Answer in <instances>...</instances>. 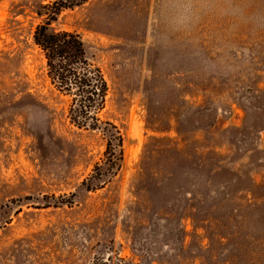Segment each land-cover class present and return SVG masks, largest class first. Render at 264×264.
<instances>
[{"label":"rangeland","instance_id":"rangeland-1","mask_svg":"<svg viewBox=\"0 0 264 264\" xmlns=\"http://www.w3.org/2000/svg\"><path fill=\"white\" fill-rule=\"evenodd\" d=\"M53 0H0V264H264V0H87L77 34L122 135L67 118L32 36ZM94 177V175H93Z\"/></svg>","mask_w":264,"mask_h":264},{"label":"trees","instance_id":"trees-1","mask_svg":"<svg viewBox=\"0 0 264 264\" xmlns=\"http://www.w3.org/2000/svg\"><path fill=\"white\" fill-rule=\"evenodd\" d=\"M87 0H53L40 5L36 11L42 23L35 27L32 40L45 62V75L51 88L67 99V118L78 129L97 132L105 143L102 165L95 166L91 182L112 176L122 162V135L117 127L98 117L104 109L107 84L100 69L86 56L80 37L72 32L52 28L65 10L83 5ZM94 175V177H93ZM96 182V181H95ZM99 185L86 184V190ZM91 264H137L112 251L93 260Z\"/></svg>","mask_w":264,"mask_h":264}]
</instances>
